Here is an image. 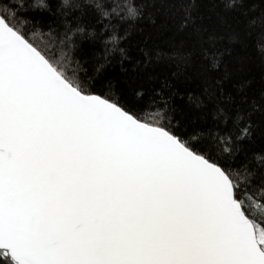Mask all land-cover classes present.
<instances>
[{"label": "snow or ice", "instance_id": "obj_1", "mask_svg": "<svg viewBox=\"0 0 264 264\" xmlns=\"http://www.w3.org/2000/svg\"><path fill=\"white\" fill-rule=\"evenodd\" d=\"M64 7L95 24L50 30V48L20 0H0V264H264L250 114L217 106L205 127L206 114L177 116L171 85L146 102L107 75L135 0Z\"/></svg>", "mask_w": 264, "mask_h": 264}, {"label": "trees", "instance_id": "obj_2", "mask_svg": "<svg viewBox=\"0 0 264 264\" xmlns=\"http://www.w3.org/2000/svg\"><path fill=\"white\" fill-rule=\"evenodd\" d=\"M20 2L41 26L38 42L50 48L56 43L47 35L50 30L59 33L83 23L91 31L95 24L87 9L64 7L65 0ZM135 3L139 15L121 25L119 47L124 52L109 57L107 75L135 80L147 92L146 102L165 83L171 85L177 116L206 114L205 127L214 123L217 106L234 116L242 112L246 120L250 114L255 135L246 142L247 150L257 163L264 159V0ZM80 52L90 62H103L99 43L86 40ZM144 114L152 118L154 110Z\"/></svg>", "mask_w": 264, "mask_h": 264}]
</instances>
